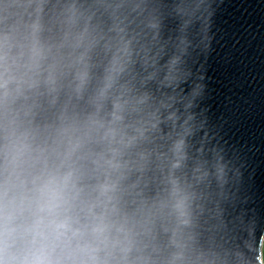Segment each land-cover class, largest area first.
Wrapping results in <instances>:
<instances>
[{
  "label": "water",
  "instance_id": "95a60500",
  "mask_svg": "<svg viewBox=\"0 0 264 264\" xmlns=\"http://www.w3.org/2000/svg\"><path fill=\"white\" fill-rule=\"evenodd\" d=\"M67 2L48 0L45 41L61 38L57 6ZM75 2L92 15L96 43L89 56L94 75L110 59V49L129 42L132 62L122 83L130 88V98L146 99L114 125L117 135L110 142L103 137L112 121L111 108L96 117L105 128L90 122L96 112L89 102L91 88L77 96L68 87L70 75L55 91L43 83L46 72L34 77L39 85L25 88L9 103L6 118L0 115V146L5 127L23 136L26 144L14 167L5 168L0 158V195L13 226L33 222L36 188L43 178L71 171L73 181L60 213L70 229L56 248L57 256L66 264H90L84 249H98L94 254L103 264H168L179 251L173 244L176 222L171 208L161 205L176 179L191 185L190 224L181 227L178 237L186 264L201 256L226 257L227 264H264V0H204L207 32L200 31L202 25L194 29L195 46L182 65L193 75L176 88L161 84L164 66L175 54L169 38L180 24L176 0ZM14 3L0 0V19L7 20L0 24V35L12 38L11 55L18 56L26 31ZM105 3L123 7H99ZM151 22L158 23V30ZM195 83L201 93L187 108ZM173 113L179 117L175 126L169 119ZM189 116L187 159L173 168L174 144ZM136 128L144 130L143 137ZM131 137L137 139L127 146ZM113 149L120 153L115 158L119 169L107 164ZM218 159L225 168L222 179L216 173ZM200 164L203 168L195 175H208L197 180L194 171ZM105 183L115 188L101 196ZM100 223L108 226L107 244L94 235Z\"/></svg>",
  "mask_w": 264,
  "mask_h": 264
},
{
  "label": "clouds",
  "instance_id": "9594fccd",
  "mask_svg": "<svg viewBox=\"0 0 264 264\" xmlns=\"http://www.w3.org/2000/svg\"><path fill=\"white\" fill-rule=\"evenodd\" d=\"M48 0H15L13 7L18 9L20 22L26 31L25 43L21 46L18 56L11 55V37L5 33L0 35V115L6 118L7 108L10 102L18 96L23 95L25 88H36L40 81L34 79L43 73H47L44 84L55 91L60 80L70 75L68 87L77 96L82 95L91 88L89 102L95 107V115L90 122L99 128H105L103 121L97 119L106 107L111 108L112 121L104 133L103 139L114 141L117 135L114 125L123 122L124 114L129 111H136L137 105L145 102V98L129 97L130 88L122 83L123 77L129 70L131 64V50L129 42L121 41L120 45L110 49V59L102 67L98 75H94V66L90 60V52L95 43L96 36L92 27V15L84 10L75 0H68L67 3L57 6L56 21L61 28L62 36L58 40L42 39L45 31L44 14ZM99 7L110 10H119L122 4H101ZM174 11L179 20L178 32L174 37L169 38V43L175 49V54L169 58L164 66L167 74L161 82L162 86L176 88L181 83L192 77L190 70H185L184 57L194 45L197 25H202L200 31L207 32V24L204 17V0H176ZM25 17L27 18L25 20ZM6 18L0 19V24L6 23ZM152 29L158 30L159 25L151 22ZM122 31V29H120ZM159 31L156 37L158 39ZM204 40L207 37L204 36ZM67 52V54H65ZM159 53L153 58L155 65ZM147 63V60H146ZM155 74H153L154 76ZM153 77H149L152 79ZM201 93V85L195 83L191 91V99L187 108L193 106L192 101ZM174 99V98H173ZM170 120L175 122L179 117L173 113ZM193 119L189 116L184 121V134L175 142L173 152L176 156V163L173 168H179L181 162L187 159L186 137L192 134V129L188 127L189 121ZM140 137H143L142 128L135 129ZM4 144L0 146V158L4 161V167H14L23 154L26 144L24 137L18 136L14 131L9 132L4 129ZM137 137L128 140L130 146ZM123 143V141H121ZM79 144L72 147V151ZM113 159L107 164L113 169H119L121 165L115 158L120 154L113 149ZM71 155V152H69ZM203 165L200 164L194 171V177L202 180L208 175H195L200 173ZM217 177L224 176V165L217 160L215 165ZM73 181L71 171L64 175L55 173L43 178L36 188L34 219L30 225L22 228L13 226V217L10 216L2 202L0 195V264H66L65 260L56 254V248L65 234L70 229L67 217H61V209L67 203L65 193L69 190ZM171 190L168 194V201L162 207H170L175 216L176 228L173 231V244L179 251L173 254L168 264H186L184 256V245L178 242L180 229L190 224L191 185H181L180 181L172 179ZM115 188L114 184L105 183L100 186L101 196H106ZM108 226L100 223L94 227L93 232L97 240L107 244L106 233ZM90 255V264H103L95 256L98 249H84ZM127 251V249H125ZM227 264V258L216 256L214 259H206L201 256L194 264ZM84 264H89L85 261Z\"/></svg>",
  "mask_w": 264,
  "mask_h": 264
},
{
  "label": "rangeland",
  "instance_id": "374dc122",
  "mask_svg": "<svg viewBox=\"0 0 264 264\" xmlns=\"http://www.w3.org/2000/svg\"><path fill=\"white\" fill-rule=\"evenodd\" d=\"M263 255H264V243H263Z\"/></svg>",
  "mask_w": 264,
  "mask_h": 264
}]
</instances>
